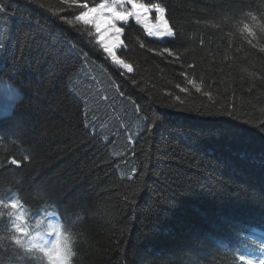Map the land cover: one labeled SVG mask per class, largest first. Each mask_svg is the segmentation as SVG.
I'll list each match as a JSON object with an SVG mask.
<instances>
[{
	"label": "trees",
	"instance_id": "16d2710c",
	"mask_svg": "<svg viewBox=\"0 0 264 264\" xmlns=\"http://www.w3.org/2000/svg\"><path fill=\"white\" fill-rule=\"evenodd\" d=\"M141 2L165 7L177 36L122 25L128 73L94 29L63 22L79 9L0 0V76L21 93L0 116V199L35 211L46 195L79 217L73 264H233L229 249L264 240V0ZM205 105L235 119L198 115Z\"/></svg>",
	"mask_w": 264,
	"mask_h": 264
},
{
	"label": "snow or ice",
	"instance_id": "6c2138e0",
	"mask_svg": "<svg viewBox=\"0 0 264 264\" xmlns=\"http://www.w3.org/2000/svg\"><path fill=\"white\" fill-rule=\"evenodd\" d=\"M61 2L69 9L80 10L73 19H65L63 22L69 26H73L74 22L90 26L88 27L89 33L94 29L96 43L104 53V58L110 59L115 66L128 73L133 71V66L120 58L118 52L127 48L121 38L125 31L121 25H128L129 18H133L137 25H141L149 37L164 41L166 38L175 39L177 36L166 19L165 7L160 3H144L141 0H100L99 3L90 6V0H61ZM4 11L5 9L0 7V12ZM153 12L155 13V23H152L150 19ZM252 20H256L255 15L252 16ZM259 27L261 31H264V25ZM242 31L247 32L249 36L255 35L247 23L243 25ZM248 42L251 43V40ZM140 46L143 48L144 44L141 43ZM69 50L75 51L71 46H69ZM149 50L151 51V49ZM163 53L179 58L168 48L162 49L161 54ZM186 79L187 84L192 85L197 93L202 92L201 86L195 80L187 77ZM180 91L187 92L188 89L181 87ZM202 94L208 98L209 104H215L211 92ZM176 99L179 101L180 97L177 96ZM231 109L232 105L222 107L221 110H213L205 105L202 111H197V114L227 116L235 119ZM202 134L219 137L225 134V130L211 129ZM24 159H28V156H25ZM9 163L19 166V161L14 158L10 159ZM42 202L43 208L33 211L30 207L25 206V202L18 195L8 199L7 202L0 199V209L7 210L6 213L0 211V220L5 215L7 217L6 220H2L4 226L0 228V231L8 233L7 237L0 236V264H4L3 258L5 257L19 261L20 264H40V262L73 264V257H76L78 253L73 249L75 239L71 228L79 221V217L69 218L66 210L59 211L58 206L52 203L46 195L42 198ZM229 251L235 253L233 264L236 262L239 264H264V240L257 241L245 237L244 243L234 246Z\"/></svg>",
	"mask_w": 264,
	"mask_h": 264
},
{
	"label": "rangeland",
	"instance_id": "374dc122",
	"mask_svg": "<svg viewBox=\"0 0 264 264\" xmlns=\"http://www.w3.org/2000/svg\"><path fill=\"white\" fill-rule=\"evenodd\" d=\"M150 19L152 23H155L154 12L151 13ZM129 22L134 23V19L129 18ZM165 40H172V39L166 38ZM20 95H21L20 89H18L16 85H14L12 82L0 76V116H4L10 113L14 105L19 100Z\"/></svg>",
	"mask_w": 264,
	"mask_h": 264
}]
</instances>
